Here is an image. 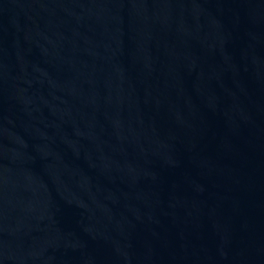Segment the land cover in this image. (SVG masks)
Here are the masks:
<instances>
[{
	"label": "water",
	"instance_id": "obj_1",
	"mask_svg": "<svg viewBox=\"0 0 264 264\" xmlns=\"http://www.w3.org/2000/svg\"><path fill=\"white\" fill-rule=\"evenodd\" d=\"M0 264H264V0H0Z\"/></svg>",
	"mask_w": 264,
	"mask_h": 264
}]
</instances>
